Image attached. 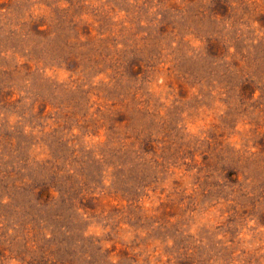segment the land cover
I'll list each match as a JSON object with an SVG mask.
<instances>
[{
    "label": "rangeland",
    "instance_id": "rangeland-1",
    "mask_svg": "<svg viewBox=\"0 0 264 264\" xmlns=\"http://www.w3.org/2000/svg\"><path fill=\"white\" fill-rule=\"evenodd\" d=\"M0 264H264V0H0Z\"/></svg>",
    "mask_w": 264,
    "mask_h": 264
}]
</instances>
